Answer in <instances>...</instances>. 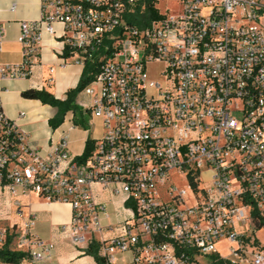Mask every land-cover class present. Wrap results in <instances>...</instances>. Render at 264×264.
Listing matches in <instances>:
<instances>
[{"label":"built area","instance_id":"2783aa9c","mask_svg":"<svg viewBox=\"0 0 264 264\" xmlns=\"http://www.w3.org/2000/svg\"><path fill=\"white\" fill-rule=\"evenodd\" d=\"M141 1L39 0L38 18L19 23L21 60L0 63V95L4 81L29 77L41 35L58 37L75 64L99 65L83 92L104 131L85 158L68 153L73 123L43 153L0 102V196L16 216L30 194L67 204L59 232L82 254L95 244L93 264H264L252 238L264 220V0H179L176 13L137 28L126 18ZM152 63L162 64L158 80ZM174 171L191 197L168 185ZM96 187L123 194L130 217L115 223ZM34 223L29 214L0 228V248L11 236L24 254L12 264L51 256ZM221 240L226 258L216 252Z\"/></svg>","mask_w":264,"mask_h":264},{"label":"crops","instance_id":"0c3cea01","mask_svg":"<svg viewBox=\"0 0 264 264\" xmlns=\"http://www.w3.org/2000/svg\"><path fill=\"white\" fill-rule=\"evenodd\" d=\"M16 8L9 10L11 4ZM26 5V9L18 12V7ZM39 0H0V24L3 36L0 41V63L14 64L21 60L20 46L17 42L19 23L30 22L38 18ZM60 34V26H54ZM83 66L75 64L74 58L65 55L61 39L47 34L41 35L39 59L31 68L26 79L6 80L2 83L4 90L0 95L1 108L4 115L15 120L17 125L27 134L30 146L47 152L55 145L65 129L52 130L48 126V119L53 117L56 110L43 105L37 100L25 99L21 92L34 89L45 90L57 99H63L65 93L75 88L80 78ZM76 95L75 103L87 110L90 98L86 96V107ZM87 97V98H86ZM85 102V101H84ZM18 112L24 113L19 117ZM70 120H72V114ZM45 122V126L44 123ZM88 138L87 130L79 131L78 127L69 132L68 153L71 156L82 154L84 144ZM96 199L105 203L111 213L115 212L116 205L112 197L105 191L95 188ZM21 216H16L15 208L10 199L0 196V228L19 227L25 218L31 214L35 218L33 233L40 239L53 244V251L48 260L41 264H93L91 256H79L71 246L68 238L59 232V226L67 224L70 219V207L63 203H47L37 196L30 194L19 198ZM113 217V216H112ZM89 257L90 260H86ZM88 258V259H89Z\"/></svg>","mask_w":264,"mask_h":264},{"label":"trees","instance_id":"16d2710c","mask_svg":"<svg viewBox=\"0 0 264 264\" xmlns=\"http://www.w3.org/2000/svg\"><path fill=\"white\" fill-rule=\"evenodd\" d=\"M156 0H142L139 7L136 8L135 12L129 15L126 20L129 24L136 26L137 28L146 27L151 21L160 18L158 10L155 8ZM65 55H68L65 52ZM98 64L86 62L83 66L80 78L75 88L68 90L65 93L63 99L55 98L51 93L45 90H34L28 89L21 92V96L25 99L37 100L43 105H48L56 110L53 117L48 119V126L55 130L64 121L67 113L72 114V123L76 127H81L85 130L87 119L89 116L88 110H82L76 103V95L82 91L94 78L98 72ZM93 142L87 138L84 144V148L81 154V158H85L92 149ZM257 228L264 226V220L256 221ZM10 237L7 238L6 243L0 248V261L3 263H16L19 259L24 257L21 252H15L8 249L10 243ZM85 255L91 256L94 261L100 263L101 259L97 257V246L95 244L89 245L86 249ZM214 264H229L228 261L219 260Z\"/></svg>","mask_w":264,"mask_h":264},{"label":"rangeland","instance_id":"374dc122","mask_svg":"<svg viewBox=\"0 0 264 264\" xmlns=\"http://www.w3.org/2000/svg\"><path fill=\"white\" fill-rule=\"evenodd\" d=\"M179 0H159L156 4H155V8L158 10V12L160 14H166V13H176L179 9ZM22 9H26V5H21L20 7H18V12H20ZM34 65L31 66V68ZM162 69V64L161 63H152L150 65L147 66V70L148 73L150 75V77L154 80H158L159 76L158 73L159 71ZM93 88H96V85L93 84L92 85ZM78 94L79 95V99L83 101V106L86 107V99L84 98V92L83 90L80 91ZM87 98V97H86ZM85 101V102H84ZM21 113V112H18ZM22 113H27V112H22ZM72 123V120H70V115L67 113L63 123L59 126V129H65L68 125H70ZM45 126V122L43 123ZM79 131L84 130L81 127H78ZM85 130H87V134H88V138L91 140H97L100 138V136L103 134V125H102V121L100 119L94 118V117H90L88 116L87 119V123H86V128ZM204 186L205 187H210V181H209V176L205 175L204 176ZM168 185H171L172 187H174L177 190H181L184 189L186 191V197H191V190L188 188V182L185 178V176L180 175L178 173H176L175 171L171 173V180L168 183ZM112 203L116 205L115 207V212H114V216L113 219L115 223H119L122 222L123 220H126L130 217V212H128V210L126 209V207L124 206V200H125V196L123 194H121L120 196L117 197H112ZM64 204V203H63ZM118 231V230H116ZM11 239V236H8ZM252 238L255 241V244L258 248L264 249V226L260 227V228H255L253 230L252 233ZM228 243L225 240H221L219 242L216 243L215 247H216V252L226 258L228 256V252H227V248H228ZM75 250L76 253L79 256H83L84 254L80 253L79 250H82L84 248V246H73L71 245ZM8 249L12 250V251H16L15 250V246L11 243L8 244ZM89 257L86 258V260H90Z\"/></svg>","mask_w":264,"mask_h":264}]
</instances>
